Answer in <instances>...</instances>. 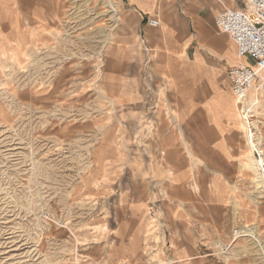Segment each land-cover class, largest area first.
Here are the masks:
<instances>
[{
	"label": "crops",
	"instance_id": "crops-1",
	"mask_svg": "<svg viewBox=\"0 0 264 264\" xmlns=\"http://www.w3.org/2000/svg\"><path fill=\"white\" fill-rule=\"evenodd\" d=\"M48 3L0 0V49H18L9 44L11 32L30 35L32 25L41 29L47 24L46 13L39 15ZM246 3L122 0L133 31L118 43L121 63L143 64L142 72L162 80L143 81L138 71L130 74L122 66L105 73L102 89L114 112L103 124L98 158L105 166L129 170L122 198L128 232L135 234L138 249H152L165 264H213L210 249L221 248L240 222L256 223L260 216L253 205L262 202L250 195L254 174L248 159V121L238 112L228 78L231 68L251 62L238 56L236 44L215 25L220 12L242 10ZM151 19L159 27H152ZM150 88L156 94L160 90L161 97L147 96ZM157 104L164 108L158 116ZM150 105L153 116L146 108ZM245 106L253 118L251 127L259 132L260 124L264 128L261 82L249 92ZM257 138L262 149L264 140ZM260 225H246L235 236L250 238Z\"/></svg>",
	"mask_w": 264,
	"mask_h": 264
},
{
	"label": "rangeland",
	"instance_id": "rangeland-1",
	"mask_svg": "<svg viewBox=\"0 0 264 264\" xmlns=\"http://www.w3.org/2000/svg\"><path fill=\"white\" fill-rule=\"evenodd\" d=\"M109 1L48 0L36 12L46 13L47 24L32 25L30 35L11 32L18 49H0V264H165L128 232L122 198L129 170L98 158L114 112L102 89L105 73L122 66L143 81L162 80L142 72L143 64L121 63L118 43L132 33L133 19L122 0ZM151 107L152 116L164 111ZM260 201L256 223L240 222L221 248L210 249L213 264H264L260 244L235 236L264 224Z\"/></svg>",
	"mask_w": 264,
	"mask_h": 264
},
{
	"label": "built area",
	"instance_id": "built-area-1",
	"mask_svg": "<svg viewBox=\"0 0 264 264\" xmlns=\"http://www.w3.org/2000/svg\"><path fill=\"white\" fill-rule=\"evenodd\" d=\"M149 24L155 28L160 25L155 19L149 20ZM215 25L236 44L238 56L251 62V65L231 68L228 74L234 96L245 99L256 84L262 82L264 85L261 77L264 73V0H247L242 10H223L216 17ZM244 105L242 102L241 108ZM252 130L259 135L254 125ZM261 172L264 174V166Z\"/></svg>",
	"mask_w": 264,
	"mask_h": 264
},
{
	"label": "bare ground",
	"instance_id": "bare-ground-1",
	"mask_svg": "<svg viewBox=\"0 0 264 264\" xmlns=\"http://www.w3.org/2000/svg\"><path fill=\"white\" fill-rule=\"evenodd\" d=\"M110 2L111 1L107 0V2H105L106 6H109ZM261 77L264 80V73L261 75ZM258 87H260V86H258ZM248 96H249V93L245 99H240L237 97H235V98L237 100L239 114L241 113L243 118L249 122L250 117H249V112L246 109V106L244 105L242 108L240 106V104L242 102L244 104H247V106H248ZM250 119L252 120L253 118H250ZM248 122H247L246 129H245L247 132L248 145L250 148V156L248 159H249L250 164H251V170L253 171V174H254V179L252 181V185L250 186V191H251L250 195L255 197V201L257 203H260V200L264 199V197H263L264 174L261 172V166H264V153L261 149V146L259 145L257 135L254 134L252 127H251V124H250V122L248 124ZM246 234L244 236H248V234L247 235ZM249 237L251 239H253L254 242L260 244V246H262L261 249H264L263 242L259 239L258 234L251 233L249 235ZM262 252H263V256H264V250H262Z\"/></svg>",
	"mask_w": 264,
	"mask_h": 264
}]
</instances>
